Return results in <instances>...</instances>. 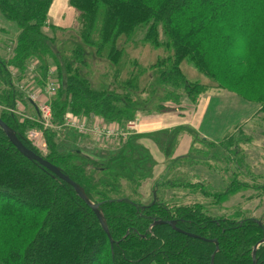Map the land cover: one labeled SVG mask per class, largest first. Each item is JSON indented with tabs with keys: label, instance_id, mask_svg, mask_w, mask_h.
Listing matches in <instances>:
<instances>
[{
	"label": "trees",
	"instance_id": "obj_1",
	"mask_svg": "<svg viewBox=\"0 0 264 264\" xmlns=\"http://www.w3.org/2000/svg\"><path fill=\"white\" fill-rule=\"evenodd\" d=\"M53 1L0 0V31L15 37L0 38L6 44L0 46V119L28 149L60 168L99 205L111 239L72 186L22 155L0 127V264H211L217 250L213 241L219 249L214 264H254V247L264 239V215L255 219L251 211L221 212L224 199L243 188L264 184L258 181L264 174L243 169L240 151L225 167L235 170L233 178L226 174L222 181L210 178L216 168L191 157L182 164L191 166L190 171L197 168L193 171L197 180L177 185L171 180L156 182L152 202L144 205L124 196L122 185L138 195L149 177L144 168L149 156L141 159L145 163L140 164V176L127 174L121 179L118 173L110 175V168L101 167L105 179L94 180L87 173L97 163L95 156L101 155L94 138L82 139L70 130L62 136L46 130L47 151L42 152L28 138L31 129H42L39 123L23 120L7 109L19 103L28 109L31 105L19 86L35 80L43 88L55 67L58 90L51 100L52 123L61 125L69 113L124 126L139 114L156 115L136 100L143 93L139 81L147 71L153 72L148 77L156 81L157 88L166 92L165 99L198 104L207 90L185 78L181 64L187 60L219 89L257 105L253 117L262 116L264 121V0H70L81 42L70 52L72 56H60L55 45L59 30L47 23ZM130 47L163 49L166 55L140 69L139 63L127 58ZM89 56L109 62L115 81L94 89L83 71ZM32 65L37 68L35 77L30 75ZM126 66V79L119 83L117 77H123ZM115 85L123 88L113 89ZM143 90L153 93L146 87ZM165 108L161 100L157 111ZM236 142L228 138L220 145L239 147ZM141 151L145 152L140 146ZM163 152L168 157L172 154L167 147ZM180 164L174 159L170 162ZM173 166L169 168L176 169ZM241 176H247L244 182ZM207 180L229 181L228 187L211 192ZM161 184L183 187L208 203L169 202L162 197L166 190L155 192ZM156 221H175L182 232L167 224L153 226ZM255 261L264 264V244Z\"/></svg>",
	"mask_w": 264,
	"mask_h": 264
},
{
	"label": "rangeland",
	"instance_id": "obj_2",
	"mask_svg": "<svg viewBox=\"0 0 264 264\" xmlns=\"http://www.w3.org/2000/svg\"><path fill=\"white\" fill-rule=\"evenodd\" d=\"M69 1L70 0H54L49 10L48 19H47V23L49 26L55 27V30H59V32L56 34L55 45L57 44V48L58 51L60 52V56L63 55L65 56V54L67 56H72V53L70 54L72 49L77 45H81V42L78 39V34L76 31L77 13L70 6ZM4 28H7V30H11V28L8 27L6 24H4ZM46 30L48 33L50 32L49 28H47ZM0 38H2V40H9V39H14L15 37L12 35L9 36L6 33L0 31ZM5 45L6 44L4 43V41H0V46H2V48ZM2 48L0 49V54H3ZM165 55L166 53L163 49H153L150 47H141V48L139 47L136 50L130 47L127 50L128 60L133 62L136 61L137 63H139L140 65L139 64L138 65L140 69L147 68L151 64H154L159 57H163ZM123 59L127 60L126 58ZM181 69L188 82L206 87L207 90L206 93L201 97H199V99L203 101V103L208 102V104L206 107L203 108V113L200 112L202 106L198 111L199 116H204V123L217 120V121L225 122V124H231L229 129L225 130L226 133L222 132L221 130L222 127L217 126L216 127L217 131L214 132V135H216L215 137L218 140L220 139V142H224L225 140L230 138L233 139L235 142L237 141L239 144V147L230 146L226 144H223L222 146L220 145L221 144L220 142L219 144L213 142V145H210V143L212 142L206 141L203 137L200 138V136H195L196 146L194 145L195 147L192 149V153H191V157L193 158V160H195V162L212 165L214 168H216L215 169L216 171H211L209 173L211 176L209 177L220 178L222 181L225 177H231L232 175H234L233 171L235 170H233V168L232 171L230 170L226 171L227 168L225 170V167L231 165L230 162L232 161L230 160V158L231 159L234 158V154L237 155L238 152L240 151L239 156L243 158V169L248 170L254 168L256 170H253L252 174H256V175L264 174V170H262V167L259 166L256 167L257 165H259V162L262 159L261 155L264 156V121L262 119V116L253 117L256 109H258V106L255 104L250 105L247 102H243L233 94L225 90L219 89L214 82H212L202 73L198 72L193 66V64H191L187 60H185L181 64ZM83 71L87 74L88 78L92 83V87L96 90L103 88L107 83H111L115 81V77L113 78V74L111 71L110 63L107 62L106 60H99L94 56L88 57L87 64ZM128 71L129 69L126 66L124 68V73L122 75L123 77L121 78L117 77L118 80L117 82L122 83L123 81H125ZM151 73L153 72L147 71V73L140 78L139 88L140 91H143V93H141V95L138 94L136 96V100L138 101L139 106L140 103L142 104V106L146 105L147 106L146 108H148L151 113L155 112L154 114H156V116H159L158 118H160L161 114L164 115L165 113H168L171 110L176 109L177 107L180 106V104L182 105V103L184 104L185 102L190 103L188 99H185L182 103H180V101L174 102L170 99H165L166 92L161 88H157L156 81L152 77H148L149 74ZM30 75L31 77H35L36 75L35 70L32 71L30 68ZM46 84H49V82L47 81ZM27 85L36 87L37 84L34 82V80H31L28 82ZM143 87H146L147 90L153 92L152 95H150L147 92H144ZM122 88L123 86L115 85L113 89L121 90ZM161 100H163L166 108L162 112H159L157 111L158 110L157 108L159 104H161ZM164 100H169V101H164ZM22 107L24 106L22 105ZM253 107H254V112H253ZM170 108L171 110H169ZM188 108L189 109L187 112H191V110H193V106L190 107L188 106ZM139 115L140 117L143 116L145 119L147 117L150 118V116H155V115H144V114H139ZM217 117L220 118L218 119ZM191 120H194V118ZM150 123H151L150 126H152L153 123H156V120L154 121L152 120V122ZM159 133L160 135L157 136L159 138L162 137L163 140L166 137L170 138L169 133L167 134L166 132H158L157 134ZM224 133L225 136L224 138H222V135ZM68 134H71V132H69ZM60 135L62 136V132ZM178 136H179L178 133H172L171 138L177 140ZM142 138L143 136L132 137L126 143L120 140H116L114 144L111 143L96 144L95 147L98 149V151H101V155H96L94 161L97 163H93L90 167H88L87 173L89 174V176L94 180L105 179L104 177L105 175H103L99 171L100 169H102L101 167L110 168L108 169L107 172L110 175L114 173H118L121 179L125 177L127 174L131 177L140 176L138 172L140 171V164L145 163V162L141 163V159L145 160V158L146 157L148 158L149 156V159L145 160L147 162L144 166V168L149 172V177L146 179L147 182L152 181L153 184H156V182L161 183L164 181L168 182V180H171V181H175L177 185L180 183H187L189 181L194 182L197 180L195 177H193V171H196L197 168L196 170L193 169V171H190L192 170V167L189 166L187 163H186L187 165L181 163L179 166H173L169 164L168 165L169 167L173 166V168L174 167L176 168L174 170L169 169L166 164L167 171L164 172V174L162 175H156V172L154 170L157 165L156 162L158 160L157 159L155 160L154 157L152 156V154L155 153L151 154L150 152L148 153L147 151L139 152L140 146L144 147V144L142 145L140 142ZM87 139L90 140V137H88ZM151 139L160 143V139H158L156 136H152ZM61 144L64 148H66V143L62 142ZM172 148H174V145H167L168 152L172 153ZM41 151L46 152L47 147L43 148ZM113 159L116 162H112L111 160ZM189 160H187V162ZM244 160H247V162H245ZM205 164H201L203 166L202 168L203 171H205L204 169ZM111 168H113V170ZM225 174L227 176L223 177ZM241 177H242V182H244L243 177H247V176H241ZM258 178H261V180H258L259 182L264 183V177H258ZM146 180H144L143 183ZM124 182L127 183V181ZM152 182H151L152 187L151 185L149 186V184L147 185V188L148 190H151V193L146 194L148 195L146 197H144V195L141 194L139 191L137 196L132 195L130 188L124 187L122 185L123 195L127 197H132L133 199L141 202L144 205L150 204L153 198L152 193H154V185L152 184ZM228 182L224 181L221 183L219 182L212 183L211 181L207 180L208 183L207 189L211 192H223L228 187L227 186ZM162 185L163 184H161L160 187L156 188L155 192L158 195V191L166 190L165 196L162 197H164L169 202L173 201L180 204H190L193 202L203 203V201H205V199L202 198L200 195H197V193L194 194L190 190L184 189L183 187H179V186L163 187ZM263 185L264 184H260V186L256 188H243L236 195L230 197L229 199L226 198L227 200L224 199V202L221 203V209H222L221 212L224 213L225 211L240 209L242 211H251L252 217L255 219L261 218L264 215V194L262 188ZM210 202L213 203V200H211ZM204 203L205 205H207L208 201H205ZM216 213L221 214L220 212H216ZM230 213L232 212H228L227 214Z\"/></svg>",
	"mask_w": 264,
	"mask_h": 264
},
{
	"label": "crops",
	"instance_id": "obj_3",
	"mask_svg": "<svg viewBox=\"0 0 264 264\" xmlns=\"http://www.w3.org/2000/svg\"><path fill=\"white\" fill-rule=\"evenodd\" d=\"M70 4V1H69ZM190 103L185 102L184 104L180 105L174 110H171L168 113H165L164 115L161 114L160 118L159 116H150V118H144L143 116L140 117V132L138 135L134 136H143V138L140 140L141 144H144V147H142L145 151L148 153L150 152L155 153L152 154L154 159L158 160L155 167L156 175H162L164 172H166L167 167L169 168V164L171 160H178L181 163L189 160L191 158L192 149L196 146L195 143V136L203 137L206 141L209 142H215L219 144L220 139L218 140L214 135V132H216V127H222V132L226 133V129H229L231 124H225V122L221 121H210L208 123H204V116H199V109L202 106V109L200 112L203 113V108L207 106L208 102L201 101L199 99V102L197 105H194L191 101ZM188 106H193V110L191 112L188 111ZM195 112V114H194ZM219 113V112H217ZM158 118V119H156ZM194 120H191L193 119ZM218 119L220 117H217ZM152 120H156V123H153L152 126H150V122ZM233 124V123H232ZM158 132H166L169 133L170 138L166 137L164 140L159 138L157 135ZM172 133H178V139L174 140L171 138ZM225 133L222 135V138H224ZM156 136L158 139H160V143L152 140V136ZM155 138V137H154ZM202 138V139H203ZM221 138V139H222ZM177 141V142H176ZM222 141V140H221ZM197 142V141H196ZM111 144H114V142H110ZM221 143V142H220ZM167 145H174V148H172V154L170 157L166 156L163 152V148H166ZM195 145V146H194ZM170 161V162H169ZM169 162V163H167ZM219 163V162H217ZM167 164V167H166ZM262 167V170H264V156L262 155V159L259 162V165L256 167ZM255 167V168H256ZM161 168V169H160ZM170 169V168H169ZM152 181L147 180L142 183V186L139 188V192L144 195V197L148 196L146 194L151 193V190H148L147 185H151ZM153 184V182H152ZM154 185V184H153ZM152 187V185H151ZM148 190V191H147Z\"/></svg>",
	"mask_w": 264,
	"mask_h": 264
},
{
	"label": "built area",
	"instance_id": "obj_4",
	"mask_svg": "<svg viewBox=\"0 0 264 264\" xmlns=\"http://www.w3.org/2000/svg\"><path fill=\"white\" fill-rule=\"evenodd\" d=\"M56 91H57V86L54 83H49L45 89V98L41 100V102H39L38 104L39 113H40L39 123L45 129H60L58 127L55 128L54 124L52 123L53 115H52L51 104L49 101V98L55 95ZM28 95L30 99L33 101H38L39 99L38 93L36 91L30 90L28 91ZM8 111L20 115H22L23 112L20 108H12V109H8ZM61 126L73 129L80 135L93 134L95 135L96 139L99 141H104V140L108 141L120 136L126 137L127 135L133 133L134 131H137L139 128V124L136 121L129 122L126 125V129L122 130L118 124H112L110 126L102 125L99 123L90 124L89 120L80 119L73 115H67ZM29 137L35 142L37 146H40L41 144L40 141L43 137V134L41 133L40 130L35 129L30 132Z\"/></svg>",
	"mask_w": 264,
	"mask_h": 264
},
{
	"label": "water",
	"instance_id": "obj_5",
	"mask_svg": "<svg viewBox=\"0 0 264 264\" xmlns=\"http://www.w3.org/2000/svg\"><path fill=\"white\" fill-rule=\"evenodd\" d=\"M0 127L3 129L4 133L7 135V137L10 139V141L12 142V144L17 148V150L24 155L27 159H29L30 161L36 162L38 164H40L41 166H43L44 168H46L47 170H49L50 172H52L53 174H55L56 176H58L61 180L65 181L66 183H68L69 185L72 186V188L74 189V191L76 192V194L78 195V197L85 202V204L92 209V211L96 214V216L98 217L103 230L105 231V233L107 234V236L111 239L110 237V232L109 229L106 225V222L103 219V216L99 210V205L94 204L93 202L90 201V199L87 197V195L85 194L84 190L75 182H73L68 176H66L65 174H63V172L60 170V168H58L57 166L53 165L52 163L46 161L44 158H42L41 156L37 155L35 152H33L32 150L28 149L22 142L21 140L17 137L16 133L4 122L0 119ZM167 224L170 227H172L174 230L178 231V232H182L179 229H177L176 227V222L175 221H156L153 226L155 225H164ZM193 237H197V236H193ZM214 243L217 244V250L215 252V254L212 257V262L211 264H214V257L216 255V253L218 252V243L216 241H213ZM264 244V239L261 240L255 247L253 250V259H254V264H256L255 258H256V252L259 249V247L261 245Z\"/></svg>",
	"mask_w": 264,
	"mask_h": 264
}]
</instances>
